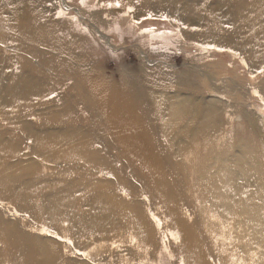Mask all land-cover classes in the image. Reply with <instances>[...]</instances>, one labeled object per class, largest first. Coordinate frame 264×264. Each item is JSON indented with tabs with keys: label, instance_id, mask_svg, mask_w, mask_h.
Returning <instances> with one entry per match:
<instances>
[{
	"label": "rangeland",
	"instance_id": "rangeland-1",
	"mask_svg": "<svg viewBox=\"0 0 264 264\" xmlns=\"http://www.w3.org/2000/svg\"><path fill=\"white\" fill-rule=\"evenodd\" d=\"M5 2L14 18L53 21L47 39L67 49L60 56L69 67L49 72L36 52L0 43L1 57L18 59L1 63L0 90L14 89L8 96L20 113L8 125L3 104L0 136L23 138L0 148V238L10 242L0 249L11 252L17 232L41 240L27 248L29 264H264V41L246 29L258 22L252 33L264 39V8L229 0L220 16L245 31V42L216 44L202 34L212 20L200 0L179 11L181 21L135 15L129 0ZM35 73L50 84L40 94ZM53 208L70 233L52 226L60 221L50 220ZM94 224L106 236L91 252L101 240Z\"/></svg>",
	"mask_w": 264,
	"mask_h": 264
},
{
	"label": "bare ground",
	"instance_id": "bare-ground-1",
	"mask_svg": "<svg viewBox=\"0 0 264 264\" xmlns=\"http://www.w3.org/2000/svg\"><path fill=\"white\" fill-rule=\"evenodd\" d=\"M130 1H133L134 4L133 3L132 4L135 6V8L137 7L136 10L134 11L135 15L147 14V13L153 11L155 13H159L160 12L162 14L167 15L168 17H171L172 19L176 18V20L178 19V21L179 20L181 21V19H180L181 17H179V11L183 10V13L186 12L188 14L190 9H191V5L194 6V2L198 1V0H189V1L187 0L183 4H182L181 0H173V1L172 0H167V1L154 0L153 2H151L150 0H129V2ZM214 1L215 0H212V2H214ZM241 1L248 7L246 9H252V8H254V9H259L260 8V9H262V8H264V0H260V1L259 0H250V1H247V2H244L243 0H237V2H241ZM124 2H125V0H124ZM205 2H207V3H205ZM205 2H204V0H200V4L201 5L205 4L204 7H208L207 15H209L210 19L212 20L210 22L208 21V24L211 27L212 31H207V30L205 31L204 30L202 32V34L206 33L207 35H210L211 38H214L213 36H215L214 40H219V41H215L216 44H223V38L227 39V42H225V43H228V44H231V43H236L237 44L239 39H242L241 41H242V43H244L245 42L244 39L246 38L245 37V31H241L240 29L237 28V26L234 23H230V21H228L227 19L221 18V16H220V14L224 13L223 11L225 10L226 4H227V2H229V0H220L218 2L215 1L211 5H209V3H208L209 0H205ZM234 3H235V1H234ZM0 5H1L0 7H2V8L6 7L7 11H8V12H5V13H3V12L0 13V43L1 44H5V45H7V47L13 46L14 50H17L18 52L20 50H23V51H25L26 55L33 54L31 51L36 52L37 53L36 56L40 57V59L42 58L43 65L44 66L47 65L49 69H50V67H52L53 69H56V68H58L60 66L65 67V68L69 67V63L67 62V57L65 58L64 56H60V55H63V54H60L61 52H64V55L68 54L67 53V49H65V47L62 46L61 44L54 45L53 43L49 42L48 39H47L48 33H50L49 29H52V28L49 27V24H51L53 21H50L49 23H45L43 21L38 20V18L36 19L34 16L33 17L32 16L31 17L28 16V17H25V18H22L21 16H19V17L17 16L16 18H14L12 16H9L10 12H12V11H10L11 4H8L7 2H5V0H1ZM204 9L206 10V8H204ZM230 12H231V9H229L228 11L226 9V14L230 13ZM226 14H224V15H226ZM239 14L240 13L237 12L236 16L239 15ZM250 15L252 16V12L250 13ZM262 16H264V15L262 14ZM253 17H255L256 20L258 21L256 16H253ZM257 23L258 22H256L254 26H256ZM248 26L250 28L246 27V29H248L249 35H252V36H250L252 38V40L254 39L255 41L254 40L253 41L255 43L263 42L264 39L261 38V35H260V39H259L257 34H255V33L253 34L252 33L253 29H251V28L254 27V26H252V27L250 25H248ZM246 29H244V30H246ZM58 31H61V30L59 29ZM55 38H57V39H59L61 41L64 39V37L61 38L57 34L54 35V39ZM21 39L24 42H26V41H28V42H34V41L39 42V45H45L47 47L49 46L52 49V51L44 52V51H47V50H44V49L40 48L38 45H37L38 49H36V50L32 49V45L30 43L29 44H26V43L25 44H21L20 43V42H22ZM10 41H12V43H10ZM40 50H43V51H40ZM0 53H2L1 50H0ZM6 54H8V52ZM8 55L10 56V54H8ZM254 55H255V57L258 56V58H260V51L258 50L257 53H256L255 50H254ZM1 56H6V55L5 54H0V66H1V63H5V62L7 63V66L9 65V63H16V65L18 64V59L16 58V56H14V57L11 56L12 57L11 59L8 57L9 58L8 61H6L5 57H1ZM31 59L32 58H30V57H27L26 59H23V68H28L27 64L32 62ZM29 69H31V67ZM15 71H17V70H15ZM48 71L50 72L51 69L48 70ZM44 72H45V70H44ZM13 77H15V76H13ZM39 78H41V77L35 73L34 79H33V84H34V87L39 91V94H40L41 88L43 86H49L50 84H49V82H45L44 80H41ZM27 80L30 83H32V80H30V79H27ZM25 83H26V81L21 78L20 79V85L24 86ZM44 83H47V84H44ZM0 86H2V82L1 81H0ZM12 90H14V89H10V90L8 89L7 90V86L4 87V89L0 90V115L5 114L4 112H5V109L7 108V107L3 108L4 107L3 104L8 105L9 111L7 112V116L5 118L8 121V125H9L10 121H14L16 124L20 123V119H19L20 118L19 117L20 113L18 112V110L16 111L15 106L12 104V100L8 96V95H13L14 93L16 94V92H13ZM105 93H106V90L103 89V91H102L103 98L106 97ZM36 96H34V98H32V100H33L32 102H34V100H39L40 99L39 97L35 98ZM108 102H110V100H108ZM30 103H31V101H29L28 103H25L24 105H21L19 107V109H21L22 107L29 106ZM21 123L24 124L23 122H21ZM33 126H34V124L27 123L26 124V129H28V127H29L30 129L33 130ZM13 135H14L15 138L19 139L20 142H13L12 140L10 142L8 140H4V138L2 136H0V148L3 151L8 152V151H10L9 149H13V145H18V144H20L22 142L23 138L21 136H15V134H13ZM32 135H33V133H32ZM35 137H36V141H37V143L39 145V142L41 141V136L35 134ZM122 204H123L124 207H126L124 203H122ZM109 207H111L110 204H109ZM39 209L45 211V208H43L42 204L39 206ZM53 210H55V211L52 212V210H50L48 212V216L52 218L50 220L54 221L56 219H59L60 221L55 223V225H54V222H52V224H53L52 226L59 231V234L61 236H63L65 233H70L71 230H72V223L70 222L68 227L63 226L62 222L64 220H66V219L62 215L57 214V210L55 208H53ZM39 213H41V212L39 211ZM61 225H62V227H61ZM120 226H121V223H120L119 219H117V221L114 223V228H117V227H120ZM96 230H99L100 233L95 232ZM0 232H3V231L0 230ZM90 232L91 233H95V234H99L98 237H101V240L98 241L95 244L96 246H89L88 247V249L90 247L93 248L91 250V252H93L94 250L100 249V248H102L104 246V243H103L104 240H105L104 236H106V235L102 234L103 233V228L100 225H98V224H94L91 227ZM79 236L81 238H86V242H95L96 239H97V237L88 236V233L86 231L79 232ZM15 237L17 238V244L12 249L11 252L5 253L4 249H0V259L3 258L1 261H4L5 264H7L8 261H10L11 264H29V262H30V258H29L30 254H27L26 250H27L28 247L34 248V247H36L38 245L41 246L40 245L41 244V240L40 239L37 240V238H36L37 236H35V235L34 236H29L25 240H22L21 238H19L20 235L17 232L15 233ZM15 237L13 238V240L15 239ZM8 238H9V236H7L5 239L0 238V246L1 245H8L9 246L10 242H9ZM139 240L140 241H144V240H146V238L142 237V239H139ZM24 241L25 242H30V243L25 244ZM31 241H35V242L31 243ZM108 243H110V242H108ZM45 245H46V241H45ZM46 248H47L48 252L50 253V250L48 249V247H46ZM46 255L48 256V258L50 260L49 255L47 253H46ZM7 259H8V261H7ZM58 259H60V258H58ZM107 260L108 261H112L113 257L107 258ZM47 264H78V263L76 261H74V260L66 258V259H62V260H57L56 259V261L50 260V261H47Z\"/></svg>",
	"mask_w": 264,
	"mask_h": 264
}]
</instances>
